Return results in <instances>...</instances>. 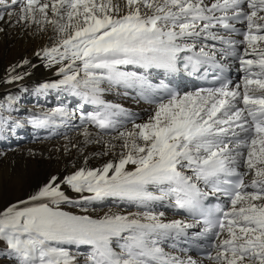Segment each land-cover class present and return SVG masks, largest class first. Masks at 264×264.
Returning a JSON list of instances; mask_svg holds the SVG:
<instances>
[{"label":"snow or ice","instance_id":"obj_1","mask_svg":"<svg viewBox=\"0 0 264 264\" xmlns=\"http://www.w3.org/2000/svg\"><path fill=\"white\" fill-rule=\"evenodd\" d=\"M8 28L44 41L33 55L58 79L37 94L77 107L14 118L9 93L0 132L63 126L83 159L0 206V264H264V0H0Z\"/></svg>","mask_w":264,"mask_h":264},{"label":"bare ground","instance_id":"obj_2","mask_svg":"<svg viewBox=\"0 0 264 264\" xmlns=\"http://www.w3.org/2000/svg\"><path fill=\"white\" fill-rule=\"evenodd\" d=\"M42 43H44V41L39 38L31 39L13 28H8L6 34H0V77L5 76L6 68L20 62L22 58L30 59L36 65L35 67H29L27 69L31 72V76L26 77L25 80L21 82L12 85L0 81L1 95L16 91L19 87L28 84L36 86L37 89L43 83L53 82L58 79L54 69L50 70L44 67L43 63L33 55V51L38 49ZM18 71L23 72L24 69H18ZM156 76L157 73L153 72L154 79ZM175 79L177 83L182 84L188 90L193 89V85L187 77H183L182 79L181 77H176ZM36 89H33L34 91L31 94L26 93V96L20 97L24 102H28L29 99H36V101L40 103L36 112L48 111L52 108L64 105L69 108V104L76 102L75 97L69 96L66 93L50 90L47 95H39ZM58 93H60L59 97L61 98V102L59 103V100L57 102H51V97L54 95L57 96ZM107 99L112 102L121 103L124 107L134 112H139L141 115H145L146 112L150 110V106L142 100L137 102L130 97L117 96L115 93L108 94ZM31 112H35V110H24L19 108L16 115L22 117L24 114V116H26ZM73 123L78 124L79 121L76 120L73 121ZM27 127L28 126H25L15 130L17 133V135L15 134L16 137L22 135L24 132V136L26 137H23V139H15L17 142H14L12 140L14 137H11L10 139L13 142L11 144L9 142L6 143L7 145L9 144L8 148L6 149L3 147V149L0 150V153L4 154L0 156V206L26 198L30 192L38 185L42 184L50 173H64L70 170L73 165L80 166L82 162L83 158L78 157L75 150H73L70 155L64 154V145L66 143L64 135L67 134L74 140L77 139L75 133L68 128L63 126L57 127L55 125L42 129L30 128L35 132V136L49 140L41 141L36 140L35 137L31 135L32 131ZM36 141H39L41 144H38V147L31 146V144L36 143ZM22 144H24V146H21ZM30 151L34 152L36 155H29ZM101 163V159H92L89 161V165L93 167H98ZM95 207L99 208L100 206L97 205ZM66 208L67 207H65L64 210L71 211ZM166 211L169 219L182 218L179 215L173 216L171 210Z\"/></svg>","mask_w":264,"mask_h":264},{"label":"rangeland","instance_id":"obj_3","mask_svg":"<svg viewBox=\"0 0 264 264\" xmlns=\"http://www.w3.org/2000/svg\"><path fill=\"white\" fill-rule=\"evenodd\" d=\"M36 89V86H34V85H30V84H28V85H24V86H21V87H19L16 91H11V92H7L6 94H3V95H1L0 94V97H4L5 99H6V97H7V94H12V95H16V96H19V97H24V96H26V93H32L34 90ZM59 94L60 93H58L57 94V96H53V97H51V102H57L58 100V102L60 103L61 102V98L59 97ZM62 97V96H61ZM58 98V99H57ZM56 99V100H55ZM24 103V104H23ZM40 106V103L39 102H37L36 101V99H29V101L28 102H24L23 101V99H21L20 98V102H19V108H22V109H24V110H35V112H36V110L38 109V107ZM69 108L71 109V110H75L76 109V107H77V105H76V102H74V103H71V104H69ZM14 108H16V106L14 105L13 106ZM19 111V110H18ZM18 111H13V113H12V116L14 117V118H20V119H24V117L22 116H17L16 114H17V112ZM27 116V115H26ZM25 126H28L27 128L30 130V131H32L31 129H32V127L30 126V125H25ZM31 128V129H30ZM25 133V132H24ZM22 134V135H20V136H17L16 137V135H17V133L15 132V134L13 135V133L11 132V131H4V132H0V136H6L7 137V139H0V150L1 149H3V147L4 148H8V146H9V144L7 145L6 143L7 142H9L10 144L14 141V142H17L15 139H23V137H26V136H24L25 134ZM27 135V134H26ZM32 136H34L35 137V139L36 140H41V141H49V140H47V139H43L42 137H37V136H35L36 134H35V132H33L32 131V134H31ZM22 136V137H21ZM9 137V138H8ZM11 137H14V139H10ZM19 137V138H18ZM18 142H20V141H18ZM38 144H41L39 141H36V143H34V144H31V146H36V147H38ZM5 145V146H4ZM21 146H24V144H22ZM24 148H26V147H24ZM66 209H69V210H71V211H76V212H78V210L77 209H72V208H69V207H67Z\"/></svg>","mask_w":264,"mask_h":264}]
</instances>
